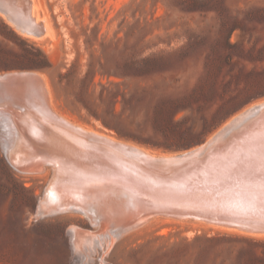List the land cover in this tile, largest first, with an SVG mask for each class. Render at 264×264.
Wrapping results in <instances>:
<instances>
[{
  "label": "rangeland",
  "instance_id": "374dc122",
  "mask_svg": "<svg viewBox=\"0 0 264 264\" xmlns=\"http://www.w3.org/2000/svg\"><path fill=\"white\" fill-rule=\"evenodd\" d=\"M33 2L53 37L0 14V72L41 73L51 104L100 133L175 154L264 98L236 104L264 76V0ZM46 180L0 147V264H80L68 227L84 217L36 214ZM117 238L107 264H264V234L199 219L158 216Z\"/></svg>",
  "mask_w": 264,
  "mask_h": 264
},
{
  "label": "bare ground",
  "instance_id": "6f19581e",
  "mask_svg": "<svg viewBox=\"0 0 264 264\" xmlns=\"http://www.w3.org/2000/svg\"><path fill=\"white\" fill-rule=\"evenodd\" d=\"M1 2L6 18L20 15L8 18L16 28L38 40L53 37L33 0ZM14 74L0 72L2 153L16 171L47 177L37 215L84 217L68 227L80 264L97 258L107 264L104 256L118 236L158 216L205 215L196 211L203 209L264 218V112L242 117L240 125L250 128L238 143L230 145L240 132L234 130L202 154H157L60 112L37 73Z\"/></svg>",
  "mask_w": 264,
  "mask_h": 264
},
{
  "label": "water",
  "instance_id": "95a60500",
  "mask_svg": "<svg viewBox=\"0 0 264 264\" xmlns=\"http://www.w3.org/2000/svg\"><path fill=\"white\" fill-rule=\"evenodd\" d=\"M0 14L6 19L9 23H11L8 18H14L20 20V15L8 16V18L5 17L3 4L0 0ZM41 22V20H40ZM12 24V23H11ZM14 27L15 25L12 24ZM16 28V27H15ZM18 29V28H16ZM19 31L28 34L29 31L25 32L23 30L18 29ZM45 31L44 28L37 30L33 32V34H41ZM7 72H15L13 76L16 77V79H25V78H31L33 76V73H37L38 77L43 78L42 74L37 71L32 70H17V71H7ZM23 73V74H22ZM260 112H264V98L247 106L243 110H241L239 113L234 115L232 118L229 119L219 130H217L211 137H209L204 143L198 145L197 147L181 151L179 153H175L176 156H192L193 154H202L205 153L209 148L214 146L215 144L221 142L225 138H227L234 130H240L238 133V138H236L230 145L234 144L237 140L239 141L241 139V132H246L250 128V123H244L240 125V122H242V117H248L249 115L252 116V118L257 117ZM243 114L241 117L240 115ZM251 118V117H250ZM248 124V125H247ZM242 126V127H241ZM236 132V131H235ZM241 134V135H240ZM237 141V143H238ZM241 175L239 174L240 177ZM232 180V179H231ZM196 211H204L206 212L205 215L202 214H185V215H177L179 218H193V219H199L204 222L227 226V227H234L246 232L250 233H258V234H264V218H257V217H250L245 216L243 214L235 215V213L226 212V211H215V210H203V209H196ZM201 212V213H204ZM264 213V212H263ZM176 217V216H175Z\"/></svg>",
  "mask_w": 264,
  "mask_h": 264
},
{
  "label": "trees",
  "instance_id": "16d2710c",
  "mask_svg": "<svg viewBox=\"0 0 264 264\" xmlns=\"http://www.w3.org/2000/svg\"><path fill=\"white\" fill-rule=\"evenodd\" d=\"M32 66L37 68H42L44 67V63H41L40 61H37V59H35L33 60ZM253 85L256 86V91L252 95H248V97H240L238 101H236L237 105H240L251 98H256L264 95V76L255 78L253 80Z\"/></svg>",
  "mask_w": 264,
  "mask_h": 264
}]
</instances>
